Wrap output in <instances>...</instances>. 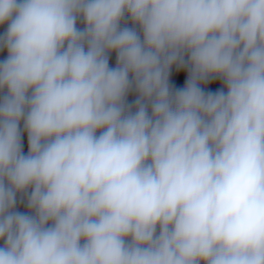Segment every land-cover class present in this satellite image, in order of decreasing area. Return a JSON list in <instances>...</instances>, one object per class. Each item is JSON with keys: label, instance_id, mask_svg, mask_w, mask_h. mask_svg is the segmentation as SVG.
I'll return each instance as SVG.
<instances>
[{"label": "clouds", "instance_id": "obj_1", "mask_svg": "<svg viewBox=\"0 0 264 264\" xmlns=\"http://www.w3.org/2000/svg\"><path fill=\"white\" fill-rule=\"evenodd\" d=\"M5 24L0 264H264V0H0Z\"/></svg>", "mask_w": 264, "mask_h": 264}]
</instances>
